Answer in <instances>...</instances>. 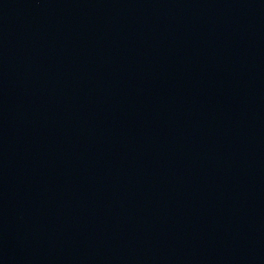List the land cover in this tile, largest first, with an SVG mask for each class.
Masks as SVG:
<instances>
[{"label": "water", "instance_id": "95a60500", "mask_svg": "<svg viewBox=\"0 0 264 264\" xmlns=\"http://www.w3.org/2000/svg\"><path fill=\"white\" fill-rule=\"evenodd\" d=\"M0 264H264V0H0Z\"/></svg>", "mask_w": 264, "mask_h": 264}]
</instances>
